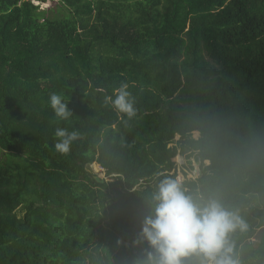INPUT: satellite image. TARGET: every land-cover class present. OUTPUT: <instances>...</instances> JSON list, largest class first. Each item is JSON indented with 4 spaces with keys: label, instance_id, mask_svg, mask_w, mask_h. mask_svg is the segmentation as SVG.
<instances>
[{
    "label": "trees",
    "instance_id": "1",
    "mask_svg": "<svg viewBox=\"0 0 264 264\" xmlns=\"http://www.w3.org/2000/svg\"><path fill=\"white\" fill-rule=\"evenodd\" d=\"M52 1L0 0V264H135L151 197L187 149L201 161L196 178L182 170L187 193L240 212L235 257L264 264L250 241L264 225V0ZM121 84L131 118L105 102ZM57 127L79 134L66 155Z\"/></svg>",
    "mask_w": 264,
    "mask_h": 264
},
{
    "label": "clouds",
    "instance_id": "2",
    "mask_svg": "<svg viewBox=\"0 0 264 264\" xmlns=\"http://www.w3.org/2000/svg\"><path fill=\"white\" fill-rule=\"evenodd\" d=\"M105 102L129 118L136 114L127 84L113 89ZM50 106L60 120L66 121L72 115L61 94L50 95ZM78 136L75 131L57 127L53 133L54 150L68 154ZM246 227L237 210L215 199L198 202L180 179H164L158 183L141 224V237L151 250L135 264H184V258L193 254L201 257L199 264H240L229 236L237 228Z\"/></svg>",
    "mask_w": 264,
    "mask_h": 264
},
{
    "label": "rangeland",
    "instance_id": "3",
    "mask_svg": "<svg viewBox=\"0 0 264 264\" xmlns=\"http://www.w3.org/2000/svg\"><path fill=\"white\" fill-rule=\"evenodd\" d=\"M56 2H53L52 0H48L47 2H45L46 6H44L45 9H49L50 7L54 6ZM193 136L195 138H197L199 136V132L198 131H194L193 132ZM178 138V137H177ZM190 153V152H189ZM187 153L186 155H183V152L178 153L175 157L174 160L177 162L178 164V179H180L181 181L183 180V173L182 170L185 169L187 171V176L188 177H193L196 178L200 175V172L196 173V169H200V165L198 166L195 161L194 158L195 157H190L189 159L187 158V155L189 154ZM206 163L208 164L209 161H206ZM98 163H93L90 167L91 170L93 171V173L101 178V179H105L108 180L109 177L106 175V171L105 169L100 165L98 166ZM260 209H263L264 206L262 204H259ZM246 210H250V208H247ZM240 213V212H238ZM253 214V213H252ZM254 215V214H253ZM264 240V225H260L257 230L256 233L250 238V241L253 243L254 246H258L259 244H261Z\"/></svg>",
    "mask_w": 264,
    "mask_h": 264
},
{
    "label": "water",
    "instance_id": "4",
    "mask_svg": "<svg viewBox=\"0 0 264 264\" xmlns=\"http://www.w3.org/2000/svg\"><path fill=\"white\" fill-rule=\"evenodd\" d=\"M190 152V150L189 149H187V150H185L184 152H183V155H186L187 153H189ZM194 161H195V163L199 166L200 165V163H201V161H200V157L197 155V156H195V158H194ZM198 172H200V169H199V167H198V169H196V173H198ZM97 179H100L99 177H96Z\"/></svg>",
    "mask_w": 264,
    "mask_h": 264
},
{
    "label": "built area",
    "instance_id": "5",
    "mask_svg": "<svg viewBox=\"0 0 264 264\" xmlns=\"http://www.w3.org/2000/svg\"><path fill=\"white\" fill-rule=\"evenodd\" d=\"M35 4H40L42 8H44V6H46L45 2L44 3H41L40 1H36V0H33Z\"/></svg>",
    "mask_w": 264,
    "mask_h": 264
}]
</instances>
